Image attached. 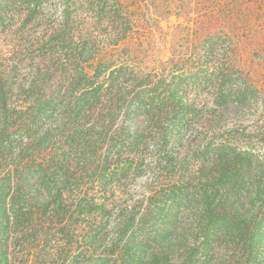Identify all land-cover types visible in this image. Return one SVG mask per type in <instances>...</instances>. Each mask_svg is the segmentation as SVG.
Segmentation results:
<instances>
[{"label":"trees","instance_id":"obj_1","mask_svg":"<svg viewBox=\"0 0 264 264\" xmlns=\"http://www.w3.org/2000/svg\"><path fill=\"white\" fill-rule=\"evenodd\" d=\"M253 105L264 0H0V264H264V167L189 165Z\"/></svg>","mask_w":264,"mask_h":264},{"label":"rangeland","instance_id":"obj_2","mask_svg":"<svg viewBox=\"0 0 264 264\" xmlns=\"http://www.w3.org/2000/svg\"><path fill=\"white\" fill-rule=\"evenodd\" d=\"M164 26L168 28L171 23L163 22ZM262 108L260 106L253 105L252 108L245 109V115L241 116L239 119L235 117V112H233L228 119L223 121L222 130L215 132L193 136V148L189 156L190 168L196 170L200 165L205 164L212 166L216 158L224 153L234 156L239 154L242 159L246 162H251L253 173L257 175L259 170L264 167V137L263 123L260 117ZM243 114V113H241ZM194 135L196 133L194 132ZM203 140V141H202ZM210 141L212 143L209 145V150L207 152V157L203 161L202 158L196 156L199 155L200 149L197 146L201 143L207 144ZM17 145L20 148L26 149L27 154H30L31 139L26 138L23 134L16 138ZM203 145L201 146L203 148ZM202 151V150H201ZM25 152V151H24ZM182 153V154H181ZM185 156L184 150H181L180 154L174 161L168 164L164 163L163 167L167 171H156V164L153 163L150 167H146V173L143 177H139L137 180L135 198L141 197L145 200V203H149L155 199L157 194L167 191L171 184L174 183L177 178L175 177V172L181 168L180 164ZM200 156V155H199ZM150 163V162H149ZM176 165L177 167H174ZM168 166V167H167ZM175 168V172H174ZM178 172V171H177ZM3 176H0L2 179ZM255 178L248 179L244 182L243 194H249L256 188ZM154 198V199H153Z\"/></svg>","mask_w":264,"mask_h":264}]
</instances>
